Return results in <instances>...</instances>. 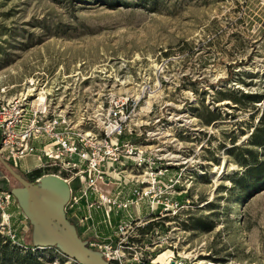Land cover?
Returning <instances> with one entry per match:
<instances>
[{
  "label": "rangeland",
  "instance_id": "1",
  "mask_svg": "<svg viewBox=\"0 0 264 264\" xmlns=\"http://www.w3.org/2000/svg\"><path fill=\"white\" fill-rule=\"evenodd\" d=\"M24 90L53 97L76 119L144 94V135L133 141L172 159L176 193L163 216L144 199L139 218L130 206L125 235L115 215L108 226L93 210L97 242L129 258L123 264H264V187L242 192L233 182L246 170L237 153L262 159L249 141L264 109V0H0V98ZM36 163L24 160L31 171ZM14 186L0 165V188ZM21 214L10 227L31 244ZM31 254L77 264L54 248Z\"/></svg>",
  "mask_w": 264,
  "mask_h": 264
},
{
  "label": "built area",
  "instance_id": "2",
  "mask_svg": "<svg viewBox=\"0 0 264 264\" xmlns=\"http://www.w3.org/2000/svg\"><path fill=\"white\" fill-rule=\"evenodd\" d=\"M48 97L24 90L8 99L0 98V155L25 174L32 171L24 160L32 156L37 161L34 169L44 172L40 176L54 174L65 180L70 195L64 211L79 237L91 234L94 239H83L89 248L102 252L110 263L123 264L129 258L97 242L93 210L102 213L98 223L107 222L108 226L111 215H115L118 231L125 235L132 215L139 218L140 200L147 201L150 215L157 212V216H163L171 211L176 193L177 180L168 171L174 165L172 159L162 157L159 147L147 149L133 141V137L144 135L145 122L137 110L144 94L121 95L109 101L105 113L81 115L80 119ZM109 185H114V193L107 188ZM126 188L128 197L120 199ZM11 197L9 190L0 188V228L10 244L26 249L29 244L10 227L7 208ZM130 206L136 207L132 215L128 212Z\"/></svg>",
  "mask_w": 264,
  "mask_h": 264
},
{
  "label": "water",
  "instance_id": "3",
  "mask_svg": "<svg viewBox=\"0 0 264 264\" xmlns=\"http://www.w3.org/2000/svg\"><path fill=\"white\" fill-rule=\"evenodd\" d=\"M0 164L16 180L10 195L31 226V244L37 248H54L77 264H111L102 252L91 249L81 239L64 211L70 195L68 183L47 174L36 182L26 180L1 155Z\"/></svg>",
  "mask_w": 264,
  "mask_h": 264
},
{
  "label": "trees",
  "instance_id": "4",
  "mask_svg": "<svg viewBox=\"0 0 264 264\" xmlns=\"http://www.w3.org/2000/svg\"><path fill=\"white\" fill-rule=\"evenodd\" d=\"M241 99H246L247 101L251 102H259L262 99V95L256 93H242L240 96V100ZM232 100H234V102L239 101L236 98H232ZM210 114L213 115L212 113ZM208 119L209 120L207 121V123H209L211 120H214H210V118ZM249 145L256 149L261 148L262 159H258L256 152L248 148H244L241 151L239 150L240 152L237 153V155L240 157L239 161L241 162V164L244 163L246 170L240 176H236L233 179V182L242 190V192L253 188L264 187V109H262L261 114L259 116L258 125L254 127L252 133L250 134ZM9 164L11 165V163ZM19 173L26 180L33 182L44 172L41 169H34L30 174H25L22 171H20ZM13 180L16 182L14 178ZM5 240H7V238H5ZM3 241L4 239H2L0 235V264H45L44 262L37 259L35 256H32L31 252L35 249H39L33 248L32 244H29L28 247L24 249L18 245L10 244L8 240L5 241L6 243ZM8 245H12L13 248L9 249Z\"/></svg>",
  "mask_w": 264,
  "mask_h": 264
},
{
  "label": "crops",
  "instance_id": "5",
  "mask_svg": "<svg viewBox=\"0 0 264 264\" xmlns=\"http://www.w3.org/2000/svg\"><path fill=\"white\" fill-rule=\"evenodd\" d=\"M127 188L124 189V192H123V195H121L119 198L120 199H125L128 197V193H127ZM114 193V190L112 191ZM7 211L10 213L11 217H14L15 215H18V217L20 216V211L19 209L17 208V206L11 204L8 208H7ZM22 215V214H21ZM23 215L21 216V219H20V223L23 225ZM97 224V223H96Z\"/></svg>",
  "mask_w": 264,
  "mask_h": 264
},
{
  "label": "bare ground",
  "instance_id": "6",
  "mask_svg": "<svg viewBox=\"0 0 264 264\" xmlns=\"http://www.w3.org/2000/svg\"><path fill=\"white\" fill-rule=\"evenodd\" d=\"M39 97H40L41 99H43L42 96H39ZM165 253H166V252H163V255H164ZM161 256H162V255H161ZM168 256H170V254H169ZM168 256H166L167 259H168ZM164 257H165V256H164ZM167 259H166V260H162L161 258H160V259H159V258H158V259L156 258L155 261H159V262H167V261L169 260V259H168V260H167Z\"/></svg>",
  "mask_w": 264,
  "mask_h": 264
},
{
  "label": "flooded vegetation",
  "instance_id": "7",
  "mask_svg": "<svg viewBox=\"0 0 264 264\" xmlns=\"http://www.w3.org/2000/svg\"><path fill=\"white\" fill-rule=\"evenodd\" d=\"M76 228V227H75ZM77 230V229H76Z\"/></svg>",
  "mask_w": 264,
  "mask_h": 264
}]
</instances>
